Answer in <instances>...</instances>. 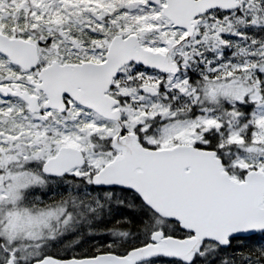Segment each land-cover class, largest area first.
<instances>
[{
  "label": "snow or ice",
  "instance_id": "obj_1",
  "mask_svg": "<svg viewBox=\"0 0 264 264\" xmlns=\"http://www.w3.org/2000/svg\"><path fill=\"white\" fill-rule=\"evenodd\" d=\"M0 264H264V0H0Z\"/></svg>",
  "mask_w": 264,
  "mask_h": 264
}]
</instances>
